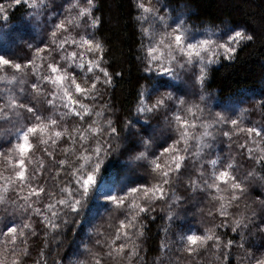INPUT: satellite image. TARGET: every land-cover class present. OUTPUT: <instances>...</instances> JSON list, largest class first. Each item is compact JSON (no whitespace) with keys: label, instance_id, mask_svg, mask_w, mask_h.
<instances>
[{"label":"snow or ice","instance_id":"obj_1","mask_svg":"<svg viewBox=\"0 0 264 264\" xmlns=\"http://www.w3.org/2000/svg\"><path fill=\"white\" fill-rule=\"evenodd\" d=\"M132 3L140 76L121 116L98 0H0V264H49L53 246L51 264H264V193L249 199L264 189V92L213 107L207 90L256 33L190 24L187 3Z\"/></svg>","mask_w":264,"mask_h":264},{"label":"trees","instance_id":"obj_2","mask_svg":"<svg viewBox=\"0 0 264 264\" xmlns=\"http://www.w3.org/2000/svg\"><path fill=\"white\" fill-rule=\"evenodd\" d=\"M3 2L7 5L11 0H3ZM167 2L173 5L187 3L191 9L190 24L203 27L219 25L221 21H225L232 25L245 26L249 31L256 33L255 42L243 47L235 62L213 65L207 90L211 93L213 107L234 101L242 95L259 98V94L264 92V0H167ZM25 12L24 6L9 9L7 28L15 33L22 31L25 27ZM96 15L102 18V24L96 35L109 49L107 59L110 62V70L124 73L123 79L117 78L115 89L111 92L113 103L120 110L118 114L123 116L134 106V87L140 76L138 70L140 62L136 60L139 37L134 19L136 10L132 0H98ZM33 35L37 34L33 33ZM16 54L23 58L25 52L17 49ZM262 193L264 189L253 187L249 191L250 201L261 197ZM163 215L164 213H159V216ZM189 219L193 218L189 217ZM197 219H193L194 224ZM164 223L165 220L157 219L150 226L151 231L145 244L146 258L149 261L157 254L156 250L164 235L161 230ZM232 236L233 234L228 233L227 238ZM254 242L257 247L262 243L258 238ZM40 247L42 245L39 242L32 245L33 257L37 256ZM66 252L71 254L67 243L60 249L59 255L64 256ZM56 255L53 246L49 264L51 258ZM238 255L237 252L233 253L231 264H237ZM201 259L211 264L212 257L209 254H205Z\"/></svg>","mask_w":264,"mask_h":264}]
</instances>
